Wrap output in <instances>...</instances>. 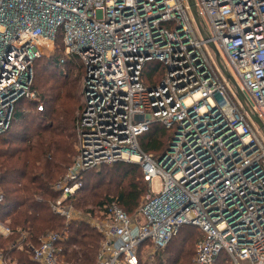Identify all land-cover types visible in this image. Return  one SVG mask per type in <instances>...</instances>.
<instances>
[{
	"label": "built area",
	"instance_id": "1",
	"mask_svg": "<svg viewBox=\"0 0 264 264\" xmlns=\"http://www.w3.org/2000/svg\"><path fill=\"white\" fill-rule=\"evenodd\" d=\"M194 3L197 16L189 0H0V134L19 102L38 99L34 63L55 54L59 33L82 64L77 154L51 208L102 234L96 264H140L184 225L201 231L197 264L223 252L264 264V0ZM154 124L172 131L159 155L139 144ZM120 161L139 164L148 184L134 214L117 198L77 212L84 172ZM12 233L0 221V235ZM64 238L35 244L22 232L14 246L36 264H69ZM0 264L20 263L0 251Z\"/></svg>",
	"mask_w": 264,
	"mask_h": 264
},
{
	"label": "trees",
	"instance_id": "2",
	"mask_svg": "<svg viewBox=\"0 0 264 264\" xmlns=\"http://www.w3.org/2000/svg\"><path fill=\"white\" fill-rule=\"evenodd\" d=\"M154 72H146L149 81ZM83 75L79 57L64 54L59 33L55 54L34 63L32 88L38 99L19 102L9 128L0 134V187L5 195L0 203V221L13 230L8 237L0 235V251L20 264H36L29 251L14 246L22 232H28V240L38 244L52 231L65 237L60 242L62 260L96 264L102 234L84 220L67 222L51 208V201L60 195L52 185L64 176L77 152L76 122L83 106L79 92ZM171 137L172 131L154 124L139 138V144L144 151L159 155ZM83 182L74 206L92 215L115 198L132 215L148 189L141 166L124 161L85 171ZM114 184L115 194L111 195L110 185ZM200 237L198 227L184 225L164 249L153 255L141 253L140 264H197L194 256ZM213 264L235 263L223 252Z\"/></svg>",
	"mask_w": 264,
	"mask_h": 264
},
{
	"label": "rangeland",
	"instance_id": "3",
	"mask_svg": "<svg viewBox=\"0 0 264 264\" xmlns=\"http://www.w3.org/2000/svg\"><path fill=\"white\" fill-rule=\"evenodd\" d=\"M79 92H80V94H81V95H80V96H81V103H83V79H82V82H81V88H80V91H79ZM80 111H81V110H80ZM80 111H79V112H80ZM77 116H78V114H77ZM76 151H77V138H76ZM76 154H77V152H76ZM75 156H76V155H75ZM75 156H74V158H75ZM74 158H73V162H74ZM71 165H72V164H71ZM71 165H70V166H71ZM70 166H69V167H70ZM69 167H68V169H69ZM68 169H67V171H68ZM67 171H66V172H67ZM65 174H66V173H65ZM65 174H64V175H65ZM63 177H64V176H63ZM63 177H62V178H63ZM62 178H61V179H62ZM154 185H155V188H157V189L159 188L157 182L154 183ZM110 188H111V190H110L111 195L115 194L114 191H115V189H116V184H114V185H110ZM59 197H61V195H59ZM59 197H58V198H59ZM74 209H75L77 212H81L82 214H86V212H84L81 208H77L76 206H74ZM3 237H4V236H3ZM9 259H10L12 262H18L16 259H12L11 257H9Z\"/></svg>",
	"mask_w": 264,
	"mask_h": 264
},
{
	"label": "water",
	"instance_id": "4",
	"mask_svg": "<svg viewBox=\"0 0 264 264\" xmlns=\"http://www.w3.org/2000/svg\"><path fill=\"white\" fill-rule=\"evenodd\" d=\"M189 1H190L191 5H192V9H193L194 14L197 16L198 14H197V9H196V6H195V3H194V0H189ZM212 48H213V50H214L215 53H216V57H218V51L216 50L215 46L213 45ZM224 72H225V74H226L230 79L234 80L233 77L231 76V74L229 73V71H227L226 69H224ZM261 124H262V123H261Z\"/></svg>",
	"mask_w": 264,
	"mask_h": 264
}]
</instances>
